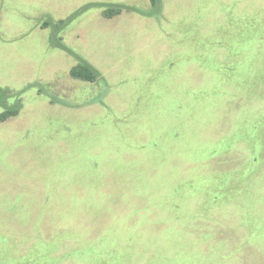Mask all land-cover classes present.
Returning a JSON list of instances; mask_svg holds the SVG:
<instances>
[{"label":"rangeland","instance_id":"374dc122","mask_svg":"<svg viewBox=\"0 0 264 264\" xmlns=\"http://www.w3.org/2000/svg\"><path fill=\"white\" fill-rule=\"evenodd\" d=\"M5 110L0 264H264V0H0Z\"/></svg>","mask_w":264,"mask_h":264},{"label":"trees","instance_id":"16d2710c","mask_svg":"<svg viewBox=\"0 0 264 264\" xmlns=\"http://www.w3.org/2000/svg\"><path fill=\"white\" fill-rule=\"evenodd\" d=\"M153 5H158L159 0H150ZM113 9H107L105 11L106 16H111L113 14ZM116 12L118 10L116 9ZM97 71L87 62L81 60L77 65L73 66L71 69V75L77 78H81L87 81H94L97 77ZM17 113V110H5L0 113V123L5 121L10 116H13Z\"/></svg>","mask_w":264,"mask_h":264}]
</instances>
